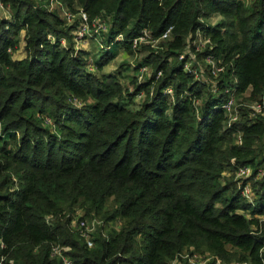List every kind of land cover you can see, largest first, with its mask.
<instances>
[{
    "label": "trees",
    "instance_id": "1",
    "mask_svg": "<svg viewBox=\"0 0 264 264\" xmlns=\"http://www.w3.org/2000/svg\"><path fill=\"white\" fill-rule=\"evenodd\" d=\"M59 1L109 28L96 55L75 46L78 17L68 24L27 0H7L14 12L0 17V264H63L55 245L74 264H169L184 252L264 264V175L252 183L255 209L234 178L236 165L255 173L264 164V116L245 107L264 92V0ZM211 14L221 19L201 22ZM169 25L162 49L130 48L141 27L155 36ZM196 29L211 36L207 52L220 54L224 76L236 77L238 120L230 125L219 108L224 96L178 59ZM21 30L25 56L14 59ZM123 30L125 42L115 41ZM124 48L135 65L94 74ZM143 65L151 73L138 83ZM81 218L98 222L92 247L75 230Z\"/></svg>",
    "mask_w": 264,
    "mask_h": 264
},
{
    "label": "built area",
    "instance_id": "2",
    "mask_svg": "<svg viewBox=\"0 0 264 264\" xmlns=\"http://www.w3.org/2000/svg\"><path fill=\"white\" fill-rule=\"evenodd\" d=\"M57 2V0H52ZM52 6V5H51ZM9 3L7 0H1L0 11L2 16L9 19ZM77 16L79 18V24L74 30V41L75 45L79 47L77 42L87 43V38H94L95 44L101 48L103 47L101 40L102 34L108 31L109 25L105 21H100L98 18H94L89 22V26L86 23V14L82 9ZM7 14V15H6ZM212 18V17H210ZM75 19L74 15L68 12H64L63 20L65 23L72 24ZM201 22L214 25L218 21L207 22L205 18L200 19ZM173 31V25H169L164 31L158 35H152L150 29L147 27H141L135 35L128 39L130 48L135 50L141 45H147L152 49H162L158 48V44L162 41L168 40L171 37ZM126 38L123 34L118 33L115 36V41L121 43L125 42ZM185 49L179 54L178 59L182 62V69L184 72L189 73L198 82H208V89L210 93L217 95L221 94L224 99L219 106L222 111L229 116L228 125L232 122L238 120V104L237 98L239 96L237 88V80L234 75H225V64L223 60L220 59V54L207 52V50L212 51L215 47L214 42L210 35H208L202 29H196L189 37ZM80 48V47H79ZM158 48V49H157ZM205 51L207 53H205ZM134 61L129 62L130 65H135ZM151 73L149 71V66L143 65L137 68L135 75L136 81L138 83L145 80ZM161 72H157L155 79L161 76ZM163 93L165 96L172 95L173 89L171 86H167ZM144 93L140 92L137 96L138 99L144 98ZM173 97V95H172ZM73 104L78 106L79 103L73 100ZM198 103L195 104L197 106ZM245 107L249 110L251 116H264V92L260 99L247 103ZM46 124H52L49 117L46 115L41 116ZM235 143L237 145L242 143L241 133H237L235 136ZM233 161V160H232ZM264 175V170L259 169L255 173L253 172V167L250 165H236L234 178L238 181V187L240 190V195L242 199L251 207V209L257 208V194L253 189L252 183L257 181ZM246 212V210H244ZM260 220L264 219V214L258 216ZM98 222L96 220L86 221L83 219L78 220L74 227L77 233L85 240L87 247H92L93 242L91 235L95 231V225ZM67 247H59L55 245L51 249V254L57 258H60L63 264H74V262L64 254L67 251ZM215 261V264H249L247 262L241 261H230L223 262L221 259L211 256L209 254H201L198 252L189 253L184 252L176 255L169 264H206L208 261Z\"/></svg>",
    "mask_w": 264,
    "mask_h": 264
},
{
    "label": "rangeland",
    "instance_id": "3",
    "mask_svg": "<svg viewBox=\"0 0 264 264\" xmlns=\"http://www.w3.org/2000/svg\"><path fill=\"white\" fill-rule=\"evenodd\" d=\"M29 3H32L33 5L36 6H41L42 8H44L45 10H47L48 12H53L56 13L59 17H61L63 19V15L64 12H68L71 13L72 15H74V17H77L80 13V9L81 6L78 3H68V4H63L62 2H60L59 0H57V2H53L52 0H27ZM245 4H247L248 2L252 1V0H242ZM9 3V2H8ZM29 5V4H28ZM52 5V6H51ZM11 2L9 3V19H11V15L14 12V9H11ZM12 12V13H11ZM86 14V23L89 26V22L91 21V19L93 18H97V16L92 17L89 14L86 13V11L84 12ZM7 15V14H6ZM0 16H2L1 11H0ZM92 17V18H91ZM212 17V18H210ZM219 19H221V16H217L216 14H211L208 18H206L207 22H214V21H218ZM211 25V24H210ZM121 33L125 36V31H117V34ZM24 35H25V30H21L18 37H19V44L16 47V49L13 51L12 57L14 59H21L25 56L24 53ZM77 44L79 45L80 49L86 50L89 49V51L93 54H98L100 53L99 51H97V49L99 48L97 45H90V44H86L83 42H77ZM76 46V45H75ZM95 48V49H94ZM127 48L123 49H119L117 56L114 60H111L110 62H108L104 67H102L101 69H96L94 72V74L99 75L100 73H109V72H113L115 70H117L119 67L122 70L123 65H125V67L129 66V62L134 61L133 57L128 56V51ZM12 52V51H11ZM137 59L139 60V58L137 57ZM151 70V66H149V71ZM126 87L129 85L128 83V78H122V80H120ZM153 89L154 86H150V88L145 89V91H148V100L149 98L153 95ZM173 95V94H172ZM172 95H167V102L169 103V109L168 111H170L173 108V105L175 104V98L172 97ZM196 103L200 104L201 103V99L199 98H195L193 100V104L195 105ZM172 106V107H171ZM199 108H197L196 111V115L198 116V110ZM18 135V134H17ZM253 167V166H252ZM254 168V167H253ZM260 169L264 170V164L260 167ZM255 189V187L253 188ZM255 191V190H254ZM257 200V199H256ZM83 220H86L84 218H81ZM96 230V229H95Z\"/></svg>",
    "mask_w": 264,
    "mask_h": 264
}]
</instances>
